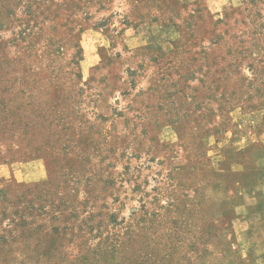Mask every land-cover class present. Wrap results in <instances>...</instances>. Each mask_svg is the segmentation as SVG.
Instances as JSON below:
<instances>
[{
  "label": "rangeland",
  "instance_id": "1",
  "mask_svg": "<svg viewBox=\"0 0 264 264\" xmlns=\"http://www.w3.org/2000/svg\"><path fill=\"white\" fill-rule=\"evenodd\" d=\"M263 175L264 0H0V264H264Z\"/></svg>",
  "mask_w": 264,
  "mask_h": 264
},
{
  "label": "crops",
  "instance_id": "2",
  "mask_svg": "<svg viewBox=\"0 0 264 264\" xmlns=\"http://www.w3.org/2000/svg\"><path fill=\"white\" fill-rule=\"evenodd\" d=\"M262 179L264 180V175H263ZM263 185H264V183H263ZM249 197H250V195H249ZM261 202H262L261 207L259 209L256 208V211H252V212H255V214H254V216H252V218H253V222H261V223H263L262 226L264 227V200ZM260 250H261V252L264 251L263 249H260ZM263 254H264V252H263Z\"/></svg>",
  "mask_w": 264,
  "mask_h": 264
}]
</instances>
